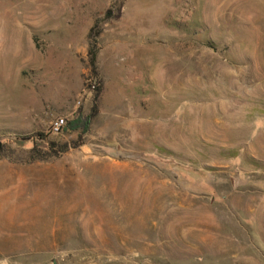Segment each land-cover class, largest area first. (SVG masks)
Returning a JSON list of instances; mask_svg holds the SVG:
<instances>
[{"label": "rangeland", "instance_id": "obj_1", "mask_svg": "<svg viewBox=\"0 0 264 264\" xmlns=\"http://www.w3.org/2000/svg\"><path fill=\"white\" fill-rule=\"evenodd\" d=\"M0 264H264V0H0Z\"/></svg>", "mask_w": 264, "mask_h": 264}, {"label": "trees", "instance_id": "obj_2", "mask_svg": "<svg viewBox=\"0 0 264 264\" xmlns=\"http://www.w3.org/2000/svg\"><path fill=\"white\" fill-rule=\"evenodd\" d=\"M87 64L89 68V72L93 80L97 81L98 80V75L96 72V67H95V56L96 53L94 51V44H89L88 49H87ZM97 90L94 93V96L92 97V109L94 110L96 108V98H97ZM89 122V116L85 117H79V115L76 116L74 121L69 122L72 124V126L76 125L79 126L80 130L82 132H85L87 129V125ZM68 123V124H69ZM70 124V125H71ZM8 144L14 145L16 148H19L21 150H24V155H25V163H31L35 161H44L47 158H50L53 156L58 155V154H63L68 149L75 148L79 146V143H70L69 144H61V146L58 148V152L54 153L53 151V146L44 139L40 134H32L29 136H19V137H14L9 140H7ZM26 145H29V148L26 149Z\"/></svg>", "mask_w": 264, "mask_h": 264}, {"label": "built area", "instance_id": "obj_3", "mask_svg": "<svg viewBox=\"0 0 264 264\" xmlns=\"http://www.w3.org/2000/svg\"><path fill=\"white\" fill-rule=\"evenodd\" d=\"M65 126V121L61 118L54 119L49 125V133L52 135L59 134Z\"/></svg>", "mask_w": 264, "mask_h": 264}]
</instances>
